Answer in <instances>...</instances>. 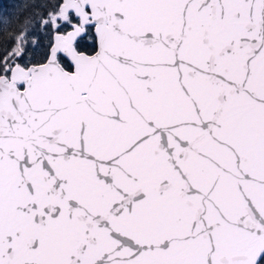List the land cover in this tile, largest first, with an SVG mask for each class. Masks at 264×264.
Returning a JSON list of instances; mask_svg holds the SVG:
<instances>
[{
  "label": "snow or ice",
  "instance_id": "1",
  "mask_svg": "<svg viewBox=\"0 0 264 264\" xmlns=\"http://www.w3.org/2000/svg\"><path fill=\"white\" fill-rule=\"evenodd\" d=\"M0 264H264V0L0 8Z\"/></svg>",
  "mask_w": 264,
  "mask_h": 264
},
{
  "label": "rangeland",
  "instance_id": "2",
  "mask_svg": "<svg viewBox=\"0 0 264 264\" xmlns=\"http://www.w3.org/2000/svg\"><path fill=\"white\" fill-rule=\"evenodd\" d=\"M6 2V3H5ZM13 2H16V3H23L24 0H0V8H2L3 6L5 5H8V4H11Z\"/></svg>",
  "mask_w": 264,
  "mask_h": 264
},
{
  "label": "trees",
  "instance_id": "3",
  "mask_svg": "<svg viewBox=\"0 0 264 264\" xmlns=\"http://www.w3.org/2000/svg\"><path fill=\"white\" fill-rule=\"evenodd\" d=\"M6 3V2H5Z\"/></svg>",
  "mask_w": 264,
  "mask_h": 264
}]
</instances>
